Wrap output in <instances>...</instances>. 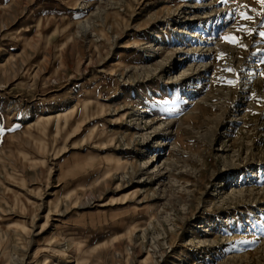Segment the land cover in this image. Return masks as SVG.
<instances>
[{"label":"rangeland","instance_id":"1","mask_svg":"<svg viewBox=\"0 0 264 264\" xmlns=\"http://www.w3.org/2000/svg\"><path fill=\"white\" fill-rule=\"evenodd\" d=\"M262 31L255 0H0V264H264Z\"/></svg>","mask_w":264,"mask_h":264},{"label":"snow or ice","instance_id":"2","mask_svg":"<svg viewBox=\"0 0 264 264\" xmlns=\"http://www.w3.org/2000/svg\"><path fill=\"white\" fill-rule=\"evenodd\" d=\"M256 3H258L259 5H261V12L264 13V0H255ZM248 7L247 5L242 4L240 9H237V12L239 13V17L241 20L243 21H251L253 19V17L251 15H249L247 12L242 11L241 9ZM251 11L255 12V9H251ZM261 13H257V15H260ZM246 28L244 25H240L238 28V31H245ZM261 36H264V31H262L260 33ZM223 40H225L228 43H231L233 45H237L240 47H243L244 45L240 43L239 39L231 34L225 35L224 37H222ZM223 55V54H222ZM221 58V57H218ZM226 71H233V69L231 68H227L225 69ZM227 83L235 86V84L237 83L236 81H227Z\"/></svg>","mask_w":264,"mask_h":264},{"label":"bare ground","instance_id":"3","mask_svg":"<svg viewBox=\"0 0 264 264\" xmlns=\"http://www.w3.org/2000/svg\"><path fill=\"white\" fill-rule=\"evenodd\" d=\"M194 35H195V34L193 33L192 35H189V36H194ZM193 39H194V38H193ZM189 49H190V48H189ZM205 50H207V49H205ZM173 52H174L173 55L176 56L177 53H180V52H186V53H187L188 51H187V50L184 51V49H182V48H178V49L176 48V49H174ZM180 60H181V59H178V58H177V62H180ZM195 71H196V70H195ZM195 74H196V73H195ZM45 114H46V113H45Z\"/></svg>","mask_w":264,"mask_h":264}]
</instances>
